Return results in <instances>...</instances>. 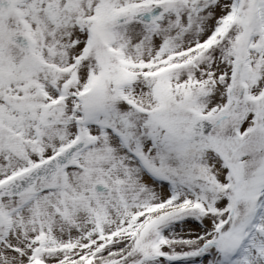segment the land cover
I'll list each match as a JSON object with an SVG mask.
<instances>
[{
  "label": "snow or ice",
  "instance_id": "snow-or-ice-1",
  "mask_svg": "<svg viewBox=\"0 0 264 264\" xmlns=\"http://www.w3.org/2000/svg\"><path fill=\"white\" fill-rule=\"evenodd\" d=\"M0 264H264V0H0Z\"/></svg>",
  "mask_w": 264,
  "mask_h": 264
}]
</instances>
